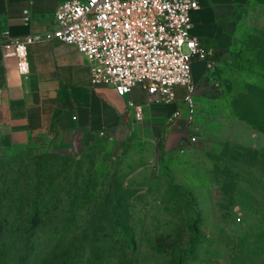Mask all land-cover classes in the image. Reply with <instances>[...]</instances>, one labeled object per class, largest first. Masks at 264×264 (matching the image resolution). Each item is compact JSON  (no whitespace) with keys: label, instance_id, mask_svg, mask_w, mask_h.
<instances>
[{"label":"rangeland","instance_id":"rangeland-1","mask_svg":"<svg viewBox=\"0 0 264 264\" xmlns=\"http://www.w3.org/2000/svg\"><path fill=\"white\" fill-rule=\"evenodd\" d=\"M240 16L190 118L177 88L122 135L0 142V264H264V0Z\"/></svg>","mask_w":264,"mask_h":264},{"label":"crops","instance_id":"crops-1","mask_svg":"<svg viewBox=\"0 0 264 264\" xmlns=\"http://www.w3.org/2000/svg\"><path fill=\"white\" fill-rule=\"evenodd\" d=\"M62 1L67 0H0V37L5 30L14 37L47 32ZM246 2L198 0L199 8L191 13L192 35L214 54L215 64L233 43ZM24 10L29 11L27 24ZM28 62L29 73L22 76L15 58L4 57L0 49V142L70 143L82 135L116 136L134 129L126 103L143 101L140 88L120 97L111 87L94 84L84 55L57 40L32 44ZM196 66L202 70L194 71V79L205 77V64L194 62L192 69ZM151 107L156 106L146 107L145 117L164 120Z\"/></svg>","mask_w":264,"mask_h":264},{"label":"built area","instance_id":"built-area-1","mask_svg":"<svg viewBox=\"0 0 264 264\" xmlns=\"http://www.w3.org/2000/svg\"><path fill=\"white\" fill-rule=\"evenodd\" d=\"M198 8V0L62 1L50 30L24 37L2 31L0 49L4 57L15 58L19 74L26 76L29 47L57 40L84 55L94 84L109 86L120 97L141 89L142 102L126 103L133 125L144 120L146 107L175 102L177 88L184 91L182 101L190 118L196 88L192 65L215 64L212 52L191 32V13ZM29 20V11L24 10L22 22ZM179 116L176 110L171 118Z\"/></svg>","mask_w":264,"mask_h":264},{"label":"trees","instance_id":"trees-1","mask_svg":"<svg viewBox=\"0 0 264 264\" xmlns=\"http://www.w3.org/2000/svg\"><path fill=\"white\" fill-rule=\"evenodd\" d=\"M206 48V47H205ZM207 49V48H206ZM208 50V49H207ZM214 54L212 53V56H213Z\"/></svg>","mask_w":264,"mask_h":264}]
</instances>
